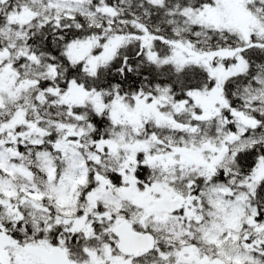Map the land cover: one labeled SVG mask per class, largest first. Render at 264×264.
Returning <instances> with one entry per match:
<instances>
[{
  "label": "snow or ice",
  "instance_id": "obj_1",
  "mask_svg": "<svg viewBox=\"0 0 264 264\" xmlns=\"http://www.w3.org/2000/svg\"><path fill=\"white\" fill-rule=\"evenodd\" d=\"M0 264H264V0H0Z\"/></svg>",
  "mask_w": 264,
  "mask_h": 264
}]
</instances>
